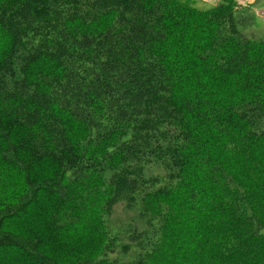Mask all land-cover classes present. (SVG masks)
Returning a JSON list of instances; mask_svg holds the SVG:
<instances>
[{
    "label": "trees",
    "instance_id": "trees-1",
    "mask_svg": "<svg viewBox=\"0 0 264 264\" xmlns=\"http://www.w3.org/2000/svg\"><path fill=\"white\" fill-rule=\"evenodd\" d=\"M237 8L0 0V264H264V39ZM119 201L157 225L121 240Z\"/></svg>",
    "mask_w": 264,
    "mask_h": 264
},
{
    "label": "rangeland",
    "instance_id": "rangeland-1",
    "mask_svg": "<svg viewBox=\"0 0 264 264\" xmlns=\"http://www.w3.org/2000/svg\"><path fill=\"white\" fill-rule=\"evenodd\" d=\"M186 1L200 9H207L215 4L212 2L215 0ZM235 1L238 6L235 10L237 33L250 38L264 39V0ZM240 1L244 4H240ZM140 212L142 208L139 201L130 208L125 202L119 201L113 207L111 214L106 217L108 228L112 233H117L121 240H125L123 235L131 227L128 223L136 226L138 230L145 229L149 232L153 225H157V221L153 219L146 223L145 219L140 217Z\"/></svg>",
    "mask_w": 264,
    "mask_h": 264
},
{
    "label": "clouds",
    "instance_id": "clouds-1",
    "mask_svg": "<svg viewBox=\"0 0 264 264\" xmlns=\"http://www.w3.org/2000/svg\"><path fill=\"white\" fill-rule=\"evenodd\" d=\"M217 1H218V0H215V1H212V2H215V3H216ZM240 4H244V3L241 2Z\"/></svg>",
    "mask_w": 264,
    "mask_h": 264
},
{
    "label": "crops",
    "instance_id": "crops-1",
    "mask_svg": "<svg viewBox=\"0 0 264 264\" xmlns=\"http://www.w3.org/2000/svg\"><path fill=\"white\" fill-rule=\"evenodd\" d=\"M246 1H248V0H246ZM240 3H241V1H240Z\"/></svg>",
    "mask_w": 264,
    "mask_h": 264
}]
</instances>
